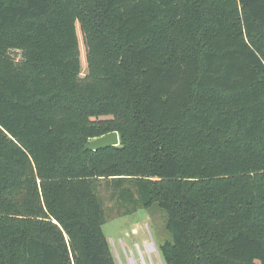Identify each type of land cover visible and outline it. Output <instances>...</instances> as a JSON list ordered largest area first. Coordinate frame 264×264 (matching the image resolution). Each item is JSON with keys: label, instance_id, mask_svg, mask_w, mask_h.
<instances>
[{"label": "trees", "instance_id": "trees-1", "mask_svg": "<svg viewBox=\"0 0 264 264\" xmlns=\"http://www.w3.org/2000/svg\"><path fill=\"white\" fill-rule=\"evenodd\" d=\"M100 181L164 264H264V0H0V264H116Z\"/></svg>", "mask_w": 264, "mask_h": 264}, {"label": "rangeland", "instance_id": "rangeland-1", "mask_svg": "<svg viewBox=\"0 0 264 264\" xmlns=\"http://www.w3.org/2000/svg\"><path fill=\"white\" fill-rule=\"evenodd\" d=\"M78 39L83 76L86 73L85 49L79 30ZM12 56L19 58V53L12 51ZM104 183L100 181L98 184V194L105 211L102 230L116 264H164L158 249L167 237L164 213L153 206L123 214L125 206L116 200L113 188Z\"/></svg>", "mask_w": 264, "mask_h": 264}, {"label": "water", "instance_id": "water-1", "mask_svg": "<svg viewBox=\"0 0 264 264\" xmlns=\"http://www.w3.org/2000/svg\"><path fill=\"white\" fill-rule=\"evenodd\" d=\"M118 142H119L118 135L115 131H113L92 139L89 143L85 145V148L89 150H95L98 148L117 145Z\"/></svg>", "mask_w": 264, "mask_h": 264}]
</instances>
